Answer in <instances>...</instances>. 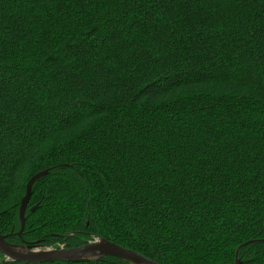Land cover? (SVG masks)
Wrapping results in <instances>:
<instances>
[{
    "label": "trees",
    "instance_id": "trees-1",
    "mask_svg": "<svg viewBox=\"0 0 264 264\" xmlns=\"http://www.w3.org/2000/svg\"><path fill=\"white\" fill-rule=\"evenodd\" d=\"M0 235L264 264V0H0Z\"/></svg>",
    "mask_w": 264,
    "mask_h": 264
},
{
    "label": "water",
    "instance_id": "water-1",
    "mask_svg": "<svg viewBox=\"0 0 264 264\" xmlns=\"http://www.w3.org/2000/svg\"><path fill=\"white\" fill-rule=\"evenodd\" d=\"M46 174L41 172L33 176L26 185L25 195L20 205V215L23 217L30 201L31 187L36 179ZM25 221H22V230ZM8 236L0 235V254L6 260L15 262H24L29 264H43L54 262H86V261H99L102 258L114 257L117 259L131 262L132 264H158L157 262L115 243L106 241L104 239H97L88 242L85 245L65 248L59 247L55 249L44 248L42 246H17L9 244L6 239ZM236 264H239L238 260Z\"/></svg>",
    "mask_w": 264,
    "mask_h": 264
},
{
    "label": "rangeland",
    "instance_id": "rangeland-1",
    "mask_svg": "<svg viewBox=\"0 0 264 264\" xmlns=\"http://www.w3.org/2000/svg\"><path fill=\"white\" fill-rule=\"evenodd\" d=\"M57 245H58V244H57ZM57 245L52 244V246H50V247H44V248H52V249H53V248L57 247ZM59 246H60V245H59ZM44 248L42 247L40 250H41V251H42V250H45Z\"/></svg>",
    "mask_w": 264,
    "mask_h": 264
}]
</instances>
